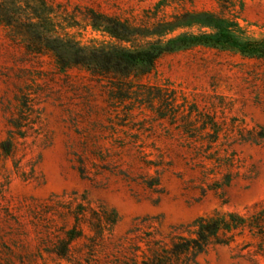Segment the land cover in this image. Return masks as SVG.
Listing matches in <instances>:
<instances>
[{
	"label": "rangeland",
	"instance_id": "1",
	"mask_svg": "<svg viewBox=\"0 0 264 264\" xmlns=\"http://www.w3.org/2000/svg\"><path fill=\"white\" fill-rule=\"evenodd\" d=\"M47 1L59 27L90 46L115 41L92 27L93 13L139 24L157 0ZM222 3L194 0L215 12ZM229 5L247 35L264 37V0ZM16 30L0 26V141L19 90L36 88L33 77L44 90L37 131L16 137L15 156L0 162V264H144L199 216L264 205V59L197 46L119 84L76 68L58 73L51 56L26 53ZM78 203L86 218L115 213L116 222L102 232L82 223L85 237L61 259L47 250ZM171 264H264V255L244 237Z\"/></svg>",
	"mask_w": 264,
	"mask_h": 264
},
{
	"label": "trees",
	"instance_id": "2",
	"mask_svg": "<svg viewBox=\"0 0 264 264\" xmlns=\"http://www.w3.org/2000/svg\"><path fill=\"white\" fill-rule=\"evenodd\" d=\"M230 2L223 0L220 12H215L196 9L194 0H157L146 10L139 24L131 19L93 13L89 21L92 27L115 41L90 46H82L64 27H59L47 0H0V26L10 30L17 28L18 33L13 34V38L24 39L26 53L39 58L51 56L58 73L68 75L69 70L76 68L99 80L126 84L132 82L131 76L137 80L151 73L163 55L197 46L264 59V37L247 35L238 21L239 16L227 14H232ZM169 8L173 10L168 12ZM140 39H143L142 44ZM37 76L41 78L42 73ZM32 80L36 88L27 85L16 95L17 111L8 118L9 133L0 141V162L15 156L16 137L26 138L37 131L34 101L44 89L36 84L34 77ZM138 96H141L139 92ZM159 118L165 115L160 114ZM14 167L18 169L16 162ZM86 207L78 203L72 209L73 224L64 231V238L47 252L68 259L73 242L85 237L82 223L89 222L90 230L102 232L104 227L116 222L115 213L97 217V221L95 217L86 218ZM192 226L188 235L173 237L163 254H157L144 264H171L173 258L197 256L212 246L229 245L244 237L256 240V251L264 255V205L246 214L216 211L202 215ZM249 244L251 241H245V246Z\"/></svg>",
	"mask_w": 264,
	"mask_h": 264
}]
</instances>
